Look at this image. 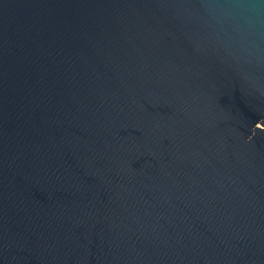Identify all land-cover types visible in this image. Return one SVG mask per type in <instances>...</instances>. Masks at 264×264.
Listing matches in <instances>:
<instances>
[{
  "label": "water",
  "instance_id": "95a60500",
  "mask_svg": "<svg viewBox=\"0 0 264 264\" xmlns=\"http://www.w3.org/2000/svg\"><path fill=\"white\" fill-rule=\"evenodd\" d=\"M0 264H264V0H0Z\"/></svg>",
  "mask_w": 264,
  "mask_h": 264
}]
</instances>
